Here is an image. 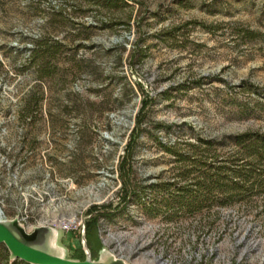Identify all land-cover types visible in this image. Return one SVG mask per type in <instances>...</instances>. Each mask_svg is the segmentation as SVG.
<instances>
[{
	"label": "rangeland",
	"instance_id": "obj_1",
	"mask_svg": "<svg viewBox=\"0 0 264 264\" xmlns=\"http://www.w3.org/2000/svg\"><path fill=\"white\" fill-rule=\"evenodd\" d=\"M95 1L0 0V220L97 217L100 250L133 264H264L262 208L149 217L134 197L124 206L122 177L149 200L147 186L178 177L162 144L264 131V0ZM40 41L64 45L43 77ZM226 141L217 153H232ZM57 245L80 256L82 231L59 230Z\"/></svg>",
	"mask_w": 264,
	"mask_h": 264
},
{
	"label": "trees",
	"instance_id": "obj_2",
	"mask_svg": "<svg viewBox=\"0 0 264 264\" xmlns=\"http://www.w3.org/2000/svg\"><path fill=\"white\" fill-rule=\"evenodd\" d=\"M95 3L108 11L117 8L119 4L127 6L124 0H96ZM88 28L83 27V29ZM141 42L144 40H140ZM63 47L64 45L59 42L51 45L47 41H40L37 44L33 51L34 66L39 69L38 72H41L42 77L48 76L46 68ZM137 53L142 55L145 53L141 44L132 57H136ZM151 103L152 99L145 96L142 110L137 116L136 126L132 131L129 151L145 130L143 125L148 120L144 110ZM33 104L37 105V102L25 104L23 120L32 111ZM226 138L234 147L232 153L228 155L217 153L216 148L220 143L227 144V139L220 142L214 139L196 138L194 141L177 142L170 147L160 143L166 152L175 156L179 166L177 179L174 182L162 181L147 186L146 189H149L153 197L143 200L138 191L130 189L128 182L131 175L124 170L122 173L126 199L124 206L134 197L140 201L147 216L154 217L158 213H163L168 221L195 217L206 210L237 205L264 210V131L249 130ZM130 157L131 155L127 159L129 160ZM127 159L123 160L121 169L124 168ZM95 208L90 210L91 214L94 213ZM104 216L110 218L112 215L105 213ZM211 224L212 222L209 223ZM97 227V217H92L86 222L87 240L95 259L99 255L101 246L100 239H97ZM72 259L83 261L85 259L83 250L80 256H74ZM0 264L27 263L20 260L12 261L9 250L5 245H0Z\"/></svg>",
	"mask_w": 264,
	"mask_h": 264
},
{
	"label": "water",
	"instance_id": "obj_3",
	"mask_svg": "<svg viewBox=\"0 0 264 264\" xmlns=\"http://www.w3.org/2000/svg\"><path fill=\"white\" fill-rule=\"evenodd\" d=\"M59 231L50 226L36 227L28 232L19 219L0 220V245H5L12 261L27 264H131L118 258L107 248L93 257L87 240L86 225L82 229V248L85 259H68L60 252Z\"/></svg>",
	"mask_w": 264,
	"mask_h": 264
},
{
	"label": "built area",
	"instance_id": "obj_4",
	"mask_svg": "<svg viewBox=\"0 0 264 264\" xmlns=\"http://www.w3.org/2000/svg\"><path fill=\"white\" fill-rule=\"evenodd\" d=\"M85 225H86L85 221L79 220L77 218H71V219H65V220L59 221L58 223L48 224V225H39V226H50V227L57 229L58 231L60 230V231L66 232V233H72V232L82 231V229ZM39 226H32L31 228L25 226V228L28 232H32L36 227H39ZM111 252L115 256H117L118 258H122L125 261H127L128 263L133 264L130 261V259L125 258L124 256L123 257L119 256L114 251H111ZM158 264H171V263L165 259L159 258Z\"/></svg>",
	"mask_w": 264,
	"mask_h": 264
}]
</instances>
